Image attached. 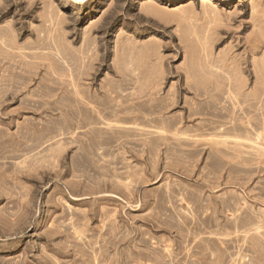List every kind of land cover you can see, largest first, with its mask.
<instances>
[{
    "label": "rangeland",
    "instance_id": "obj_1",
    "mask_svg": "<svg viewBox=\"0 0 264 264\" xmlns=\"http://www.w3.org/2000/svg\"><path fill=\"white\" fill-rule=\"evenodd\" d=\"M0 264H264V0H0Z\"/></svg>",
    "mask_w": 264,
    "mask_h": 264
},
{
    "label": "bare ground",
    "instance_id": "obj_2",
    "mask_svg": "<svg viewBox=\"0 0 264 264\" xmlns=\"http://www.w3.org/2000/svg\"><path fill=\"white\" fill-rule=\"evenodd\" d=\"M205 2H209L210 0H204ZM213 1H216V2H219V3H225V2H227V1H229V0H213ZM14 74V73H13ZM12 75V74H11ZM232 122V121H231ZM227 125H230V123H228V122H222V126L220 127V126H212L213 128H211V130H214V132L215 131H217V130H220V131H228V126ZM234 125V124H233ZM232 124L230 125V128H234V126H233ZM239 128V127H238ZM235 129V128H234ZM244 130V129H243ZM245 132V131H244ZM214 134H216V133H214ZM217 135V134H216ZM222 136V135H221ZM259 136V135H258ZM262 138V137H261ZM250 140V139H249ZM252 142V141H251ZM258 145V144H257ZM262 146V145H261ZM256 147V146H255ZM259 147V146H258Z\"/></svg>",
    "mask_w": 264,
    "mask_h": 264
}]
</instances>
